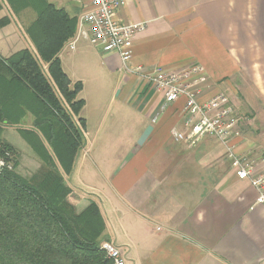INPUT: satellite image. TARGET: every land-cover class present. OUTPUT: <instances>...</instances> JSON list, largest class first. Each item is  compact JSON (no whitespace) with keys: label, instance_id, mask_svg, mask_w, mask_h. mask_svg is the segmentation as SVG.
<instances>
[{"label":"crops","instance_id":"obj_1","mask_svg":"<svg viewBox=\"0 0 264 264\" xmlns=\"http://www.w3.org/2000/svg\"><path fill=\"white\" fill-rule=\"evenodd\" d=\"M48 1L78 20L91 6ZM1 2L0 19L10 23L0 28V54L34 49L26 29L36 11L16 14ZM119 18L147 22L127 66L119 53L85 38L72 49L73 37L60 53L85 99V145L66 175L72 203L78 211L99 203L103 237L122 249L127 264H264L257 189L237 176L217 138L196 146L177 141L172 132L185 129V98L165 102L136 71L201 67L200 99L228 95L243 116L230 138L235 153L264 168V0H127ZM88 89L98 98L91 105Z\"/></svg>","mask_w":264,"mask_h":264},{"label":"trees","instance_id":"obj_2","mask_svg":"<svg viewBox=\"0 0 264 264\" xmlns=\"http://www.w3.org/2000/svg\"><path fill=\"white\" fill-rule=\"evenodd\" d=\"M7 1L16 14L31 8L37 15L26 29L34 49L0 54V157L15 154L4 127L20 126L30 114L33 127L18 132L42 167L31 178L17 172V161L0 172V264H111L101 247L106 221L99 203L78 211L66 180L85 145V100L60 53L79 20L48 0ZM8 23L1 18L0 28Z\"/></svg>","mask_w":264,"mask_h":264},{"label":"built area","instance_id":"obj_3","mask_svg":"<svg viewBox=\"0 0 264 264\" xmlns=\"http://www.w3.org/2000/svg\"><path fill=\"white\" fill-rule=\"evenodd\" d=\"M127 0H91L88 11L78 21V31L69 45L73 49L81 38L87 39L92 46L103 52L119 53L125 66L133 57V42L136 35L145 30L147 22H123L119 11ZM148 85L161 94L167 103L185 98V129L173 130L177 141L188 146H196L206 136L220 140L233 159L237 176L248 180L258 191L257 204L264 205V168H257V163L245 157L237 156L230 138L239 134L238 126L243 119L232 106L224 92H219L207 100L200 99L198 83L202 68L191 66L182 71L143 72L136 68ZM13 161L8 153L0 157V172L13 169ZM111 264H127V257L122 249L113 241L106 240L101 245Z\"/></svg>","mask_w":264,"mask_h":264},{"label":"rangeland","instance_id":"obj_4","mask_svg":"<svg viewBox=\"0 0 264 264\" xmlns=\"http://www.w3.org/2000/svg\"><path fill=\"white\" fill-rule=\"evenodd\" d=\"M84 95H87V97L89 98L90 105L91 103L94 104L98 101L97 95H94L91 89H88V92L84 93ZM79 98L84 99L82 96H79ZM103 101L106 100L100 99V102ZM240 115L242 116L241 113ZM80 117L85 119L84 115L82 114H80ZM32 127H33V117L30 114H28L24 118L20 126H5L3 131V138L7 142L12 144L15 148V154L11 153V151H7L5 152L4 155L6 156L8 153V158H10L13 161V164L15 163V161L18 162V166L16 167V170L18 173H20L26 178H31L42 167V161L37 157V155L33 152L31 147L27 144V142L22 138V136L18 132V128H32Z\"/></svg>","mask_w":264,"mask_h":264}]
</instances>
